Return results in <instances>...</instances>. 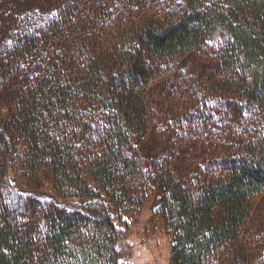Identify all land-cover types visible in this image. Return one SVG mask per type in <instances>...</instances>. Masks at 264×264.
Returning <instances> with one entry per match:
<instances>
[{
  "label": "trees",
  "instance_id": "trees-1",
  "mask_svg": "<svg viewBox=\"0 0 264 264\" xmlns=\"http://www.w3.org/2000/svg\"><path fill=\"white\" fill-rule=\"evenodd\" d=\"M0 114V264H122L155 191L171 264H264V0H0Z\"/></svg>",
  "mask_w": 264,
  "mask_h": 264
},
{
  "label": "rangeland",
  "instance_id": "rangeland-1",
  "mask_svg": "<svg viewBox=\"0 0 264 264\" xmlns=\"http://www.w3.org/2000/svg\"><path fill=\"white\" fill-rule=\"evenodd\" d=\"M159 201V193L153 192L141 212L130 219L122 247V264H171L174 236L165 233L163 222L155 216Z\"/></svg>",
  "mask_w": 264,
  "mask_h": 264
}]
</instances>
